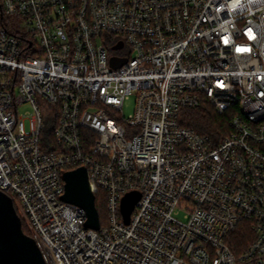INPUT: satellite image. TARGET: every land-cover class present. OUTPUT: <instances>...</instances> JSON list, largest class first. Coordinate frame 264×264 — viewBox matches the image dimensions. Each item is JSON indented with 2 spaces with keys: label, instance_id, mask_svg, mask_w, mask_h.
Here are the masks:
<instances>
[{
  "label": "built area",
  "instance_id": "built-area-1",
  "mask_svg": "<svg viewBox=\"0 0 264 264\" xmlns=\"http://www.w3.org/2000/svg\"><path fill=\"white\" fill-rule=\"evenodd\" d=\"M1 9L12 30L0 26V190L46 264H264V0ZM112 57L127 61L114 68ZM203 99L228 113L219 138L181 122ZM79 167L105 193L97 230L61 199L64 173ZM244 221L252 239L235 252L229 238Z\"/></svg>",
  "mask_w": 264,
  "mask_h": 264
},
{
  "label": "water",
  "instance_id": "water-1",
  "mask_svg": "<svg viewBox=\"0 0 264 264\" xmlns=\"http://www.w3.org/2000/svg\"><path fill=\"white\" fill-rule=\"evenodd\" d=\"M123 42L117 43L113 49H119ZM127 60L112 57L111 66L120 67ZM65 193L61 199L67 203L82 207L86 212L87 228L99 229L100 217L95 204V194L91 189L89 173L86 167L66 171L63 175ZM136 193L129 194L122 202V214L126 223L135 204L139 200ZM0 264H46L35 241L22 228V220L9 195L0 190Z\"/></svg>",
  "mask_w": 264,
  "mask_h": 264
},
{
  "label": "trees",
  "instance_id": "trees-1",
  "mask_svg": "<svg viewBox=\"0 0 264 264\" xmlns=\"http://www.w3.org/2000/svg\"><path fill=\"white\" fill-rule=\"evenodd\" d=\"M10 24V23H9ZM6 23V18L1 9L0 0V26H5L8 30H12L11 25ZM13 25V20H11ZM114 36L107 38L108 46H113ZM228 113L219 114L215 108L207 102V99H203L202 104L196 109H183L181 122L184 126L190 127L200 134L209 135L213 138H219L223 133H226L228 127ZM53 127L50 126L48 134L52 136ZM105 193L99 191L95 194V204L99 212L100 223L103 226L106 223V201L104 199ZM23 231L29 235V231L25 224L22 222ZM252 239L250 227L247 222H241L237 230L231 234L229 238L230 246L235 252H239L244 249Z\"/></svg>",
  "mask_w": 264,
  "mask_h": 264
},
{
  "label": "rangeland",
  "instance_id": "rangeland-1",
  "mask_svg": "<svg viewBox=\"0 0 264 264\" xmlns=\"http://www.w3.org/2000/svg\"><path fill=\"white\" fill-rule=\"evenodd\" d=\"M127 52V47H125L123 50H118L116 53L122 54ZM20 115L26 120V122H29V118L31 116V112L33 111V108L30 104H25L20 107ZM123 114L125 117H129L134 113L135 110V96L128 97L123 104ZM105 215L107 218V209L105 210Z\"/></svg>",
  "mask_w": 264,
  "mask_h": 264
}]
</instances>
